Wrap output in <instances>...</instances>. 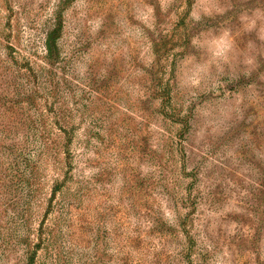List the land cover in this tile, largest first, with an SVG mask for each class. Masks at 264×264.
Returning <instances> with one entry per match:
<instances>
[{
	"label": "rangeland",
	"instance_id": "1",
	"mask_svg": "<svg viewBox=\"0 0 264 264\" xmlns=\"http://www.w3.org/2000/svg\"><path fill=\"white\" fill-rule=\"evenodd\" d=\"M33 254L264 264V0H0V264Z\"/></svg>",
	"mask_w": 264,
	"mask_h": 264
},
{
	"label": "trees",
	"instance_id": "2",
	"mask_svg": "<svg viewBox=\"0 0 264 264\" xmlns=\"http://www.w3.org/2000/svg\"><path fill=\"white\" fill-rule=\"evenodd\" d=\"M63 28V23L62 21L61 22H58L56 24V26L54 28H52V30L48 33L47 37H46V50L48 52V57L50 59H55V57L57 55L60 54V43H59V39L61 37V30ZM67 132V131H66ZM65 145V148H64V152H67L69 154V156L71 155L70 152V148H69V145L67 143L64 144ZM68 149V150H65V149ZM33 253H36V251L34 250ZM35 255L33 254L31 256V262L32 264H34V261H35Z\"/></svg>",
	"mask_w": 264,
	"mask_h": 264
}]
</instances>
